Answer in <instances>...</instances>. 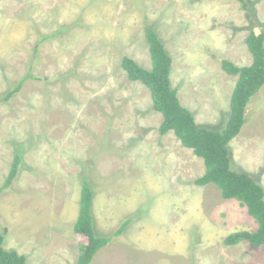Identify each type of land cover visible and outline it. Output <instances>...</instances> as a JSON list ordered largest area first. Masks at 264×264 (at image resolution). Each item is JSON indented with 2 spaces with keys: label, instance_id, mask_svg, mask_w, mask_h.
I'll return each instance as SVG.
<instances>
[{
  "label": "rangeland",
  "instance_id": "374dc122",
  "mask_svg": "<svg viewBox=\"0 0 264 264\" xmlns=\"http://www.w3.org/2000/svg\"><path fill=\"white\" fill-rule=\"evenodd\" d=\"M249 3L256 26L236 0L0 2V98L33 77L0 103V189L22 158L0 193L6 250L26 264H77L87 182L95 233L111 238L91 264H264V246L225 243L258 223L216 186L195 184L203 159L174 132L160 133L150 90L122 68L129 57L151 70L146 28H153L173 59L182 105L199 126L221 130L238 81L222 61L251 65L247 38L264 29V0ZM246 119L229 144L231 167L264 188V87Z\"/></svg>",
  "mask_w": 264,
  "mask_h": 264
},
{
  "label": "trees",
  "instance_id": "16d2710c",
  "mask_svg": "<svg viewBox=\"0 0 264 264\" xmlns=\"http://www.w3.org/2000/svg\"><path fill=\"white\" fill-rule=\"evenodd\" d=\"M3 0H0V2ZM251 15L252 25H258L256 13L249 0H236ZM53 35L50 38H53ZM152 60L151 70L141 67L129 57L122 60V68L132 82H141L151 92L154 110L163 117L160 133L166 135L174 132L184 147L203 159L206 172L195 181L199 187L216 186L222 198L236 200L247 208L249 215L255 219L259 228L254 232H238L226 238L228 246H236L247 241L252 248L264 246V188L258 184L251 174L236 172L231 167L229 144L241 133L245 125L246 112L252 98L264 87V29L257 34L251 32L247 38V48L252 56L249 66L239 67L233 62L222 61V69L230 76L238 77L230 100L231 114L227 124L221 130L204 128L197 124L194 114L185 108L178 96V89L173 88L171 73L173 59L157 32L146 28ZM30 74L21 79L14 89L0 98V103L10 101L20 92ZM22 158L16 156L6 183L0 193L14 182ZM94 193L86 182L82 187L80 213L75 224V233L85 238L81 245V254L77 264H91L95 255L111 242V238L97 236L93 225L92 205ZM131 221H127L115 234L120 236ZM5 238L0 234V264H26L27 257L14 250L4 248Z\"/></svg>",
  "mask_w": 264,
  "mask_h": 264
},
{
  "label": "crops",
  "instance_id": "0c3cea01",
  "mask_svg": "<svg viewBox=\"0 0 264 264\" xmlns=\"http://www.w3.org/2000/svg\"><path fill=\"white\" fill-rule=\"evenodd\" d=\"M14 160H15V159H14ZM13 163H14V161H13ZM11 168H12V167H11ZM5 183H6V182H5ZM5 183H4V184H5ZM4 184H3V185H4Z\"/></svg>",
  "mask_w": 264,
  "mask_h": 264
}]
</instances>
